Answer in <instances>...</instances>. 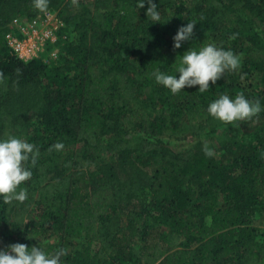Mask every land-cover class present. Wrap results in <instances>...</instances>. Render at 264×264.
Here are the masks:
<instances>
[{
    "label": "trees",
    "instance_id": "obj_1",
    "mask_svg": "<svg viewBox=\"0 0 264 264\" xmlns=\"http://www.w3.org/2000/svg\"><path fill=\"white\" fill-rule=\"evenodd\" d=\"M139 2L48 0L63 23L58 40L23 63L7 25L46 11L0 0V140L39 150L20 185L27 200L0 197V250L21 243L52 255L63 246L44 239L72 237L85 244L60 264H264V229L253 227L264 214V110L232 124L207 111L241 93L264 109V0H152L159 23ZM187 23L194 38L174 49ZM208 43L240 67L204 93L156 82L157 70L179 79L180 57ZM206 137L217 140L212 157ZM57 142L63 149L49 151Z\"/></svg>",
    "mask_w": 264,
    "mask_h": 264
},
{
    "label": "clouds",
    "instance_id": "obj_2",
    "mask_svg": "<svg viewBox=\"0 0 264 264\" xmlns=\"http://www.w3.org/2000/svg\"><path fill=\"white\" fill-rule=\"evenodd\" d=\"M147 2V17L159 23L160 12L152 0H140L138 7L144 8ZM34 7L41 12L47 10L48 0H33ZM194 23H187L178 29L173 37L174 49H179L182 43L194 38ZM235 38V37H233ZM240 67L239 57L231 50H224L215 44L208 43L198 51L190 48L180 57L176 76L161 73L159 70L152 75L158 84L177 94L185 87L199 86V92L204 93L209 85L223 78L226 71H235ZM17 73H20L18 68ZM243 79V77H241ZM4 76L0 72V82ZM262 110L260 102L249 101L241 93L234 99L228 95H221L217 100L208 105L209 115L225 124L235 121L251 120ZM64 145L60 142L52 145L53 149L62 150ZM206 156L212 157L214 150L207 144L203 147ZM39 156V150L34 144L9 136L6 140H0V197L5 204L13 201L24 202L28 198L27 189L20 185L28 181L32 173L25 165L30 161L35 166ZM19 189V191H18ZM67 254L66 249H59L54 254L48 255L41 247H29L25 244L16 243L9 245L7 250H0V264H60L61 257Z\"/></svg>",
    "mask_w": 264,
    "mask_h": 264
},
{
    "label": "built area",
    "instance_id": "obj_3",
    "mask_svg": "<svg viewBox=\"0 0 264 264\" xmlns=\"http://www.w3.org/2000/svg\"><path fill=\"white\" fill-rule=\"evenodd\" d=\"M7 27L5 41L9 52L17 60L29 63L39 59L48 45L57 42L58 32L63 27V23L56 12L46 11L42 17L29 21L15 18ZM55 56V51L48 55L53 59Z\"/></svg>",
    "mask_w": 264,
    "mask_h": 264
},
{
    "label": "rangeland",
    "instance_id": "obj_4",
    "mask_svg": "<svg viewBox=\"0 0 264 264\" xmlns=\"http://www.w3.org/2000/svg\"><path fill=\"white\" fill-rule=\"evenodd\" d=\"M76 7L78 9L81 8L79 0H74ZM255 82V80L253 81ZM257 82V80H256ZM258 84V83H256ZM191 140V139H189ZM203 144H212L213 148L217 147V140H212L209 137L203 138L202 139ZM80 145H77L76 147H79ZM75 147V148H76ZM253 227L255 228H259V229H264V214L259 215L256 220L253 221ZM44 242H48V243H57L60 242L61 245L63 246L64 249L67 250L68 253H71L75 250H77L81 245L85 244V240L83 238H72V237H64V238H59V237H51L49 239H44ZM91 249L94 248V245L92 244L90 246Z\"/></svg>",
    "mask_w": 264,
    "mask_h": 264
}]
</instances>
